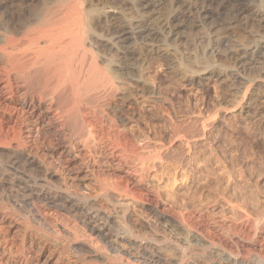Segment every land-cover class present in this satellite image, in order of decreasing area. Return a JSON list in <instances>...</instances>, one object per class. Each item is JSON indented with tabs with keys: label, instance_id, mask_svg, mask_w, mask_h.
I'll return each instance as SVG.
<instances>
[{
	"label": "bare ground",
	"instance_id": "obj_1",
	"mask_svg": "<svg viewBox=\"0 0 264 264\" xmlns=\"http://www.w3.org/2000/svg\"><path fill=\"white\" fill-rule=\"evenodd\" d=\"M188 1L0 0V264H264V128L222 120L264 113L222 85L264 54L185 53L247 17Z\"/></svg>",
	"mask_w": 264,
	"mask_h": 264
},
{
	"label": "rangeland",
	"instance_id": "obj_2",
	"mask_svg": "<svg viewBox=\"0 0 264 264\" xmlns=\"http://www.w3.org/2000/svg\"><path fill=\"white\" fill-rule=\"evenodd\" d=\"M220 1H222V0H220ZM257 1L258 0H239L238 2H240L241 4L235 3L236 5L234 8H236V7H246L247 8V11H246L247 15H245L247 17H245V19L241 17L242 19L239 20V22L235 21V20L229 21L227 16H225L226 15L225 13H228L227 10L229 9L230 6L227 7V9L224 11V13H222L223 15L218 14L217 11H219V9L221 11V6H223L222 5L223 1H222V3L220 2L219 4H215L216 1H213L209 7L210 11H211L210 17L205 18L206 21L203 25L195 22L196 24H193V25L189 24V29L188 28L184 29L183 34H182V38L184 40L182 39V42H181V47L183 46V44L186 45V46H183L184 52L187 53V51H190L189 49L186 50L188 47H191V48L194 47L195 49H197V53H199L200 56H211L212 57V55L215 56L217 54L225 53L227 50H233L235 48V49L240 50L241 52H247V54H249L250 52L258 51V50H261V52H263V54H264V22H263L264 17H262V14H260V16L258 15L256 17H254L252 15L253 11L256 10ZM185 2H186V0H185ZM187 2H189V1L187 0ZM190 17H191V15L189 13H186L185 18L190 19ZM220 18H222L223 20H228L226 22H227V24L228 23L229 24L225 25L224 27L218 26L215 28V29L218 28L217 30L214 29L210 32V29L212 28L211 24L214 21H216V22L219 21ZM222 19H220V20H222ZM247 20H249L252 23V25L254 26L253 29H249L247 31H241L240 30L239 32H237L236 31L237 28H235V26L238 25V23H240V22L245 23ZM187 23H188V21L186 22V25H187ZM232 27H234V28H232ZM190 29H193L195 32L194 38H192L190 35H188V32ZM170 34H169V37H171V38L176 37V35H174V34L170 35ZM241 36H243V37H241ZM187 44H188V47H187ZM211 44L213 45L212 48H210ZM204 52H205V54H204ZM242 65L243 64H241V62H239V64L236 65V67H233L231 69L230 68L226 69L228 72V76L222 82V85L223 84L224 85L232 84V85L230 87H227L226 88L227 91H226V90H223V88L221 89L222 86H220L218 83H216L215 85L213 84V86L210 89L212 95L216 96V94L222 93L221 91H226V92H230V94H231L229 96V98L234 99L237 95L239 96L241 94L242 88L244 87L247 80H250V79H253V81L251 82L252 88L255 84L256 85L260 84V88L264 89V75L262 77H257V76L252 74V72H253L252 70H251V72H249L250 70H246V71L244 70L243 71ZM239 72H241V73H239ZM233 85L238 86V89L233 90L232 89L234 87ZM213 87H216V88H213ZM199 97H201V95H199ZM191 100H192V103L197 102L192 97H191ZM253 105L254 104H252V106ZM181 108L186 109L184 105H181ZM260 109H264V105H262V107H260ZM244 110H247V109L244 108ZM247 115L248 114L244 113L243 110L240 109V110H237L235 112L231 111L229 114L224 116L222 118V120H226L228 122L230 121L229 122L230 124H242L243 126L246 125L247 123H253L256 127L264 128V113H262V115L259 114L261 116L257 115L256 117H253V118H251L250 115H248V116ZM252 135L262 138V137H264V129L256 130ZM202 143H205V142L203 141ZM259 143L262 146H264V141L261 140Z\"/></svg>",
	"mask_w": 264,
	"mask_h": 264
}]
</instances>
